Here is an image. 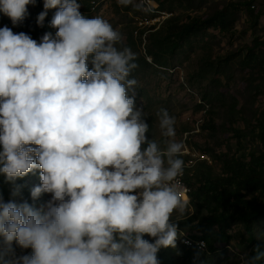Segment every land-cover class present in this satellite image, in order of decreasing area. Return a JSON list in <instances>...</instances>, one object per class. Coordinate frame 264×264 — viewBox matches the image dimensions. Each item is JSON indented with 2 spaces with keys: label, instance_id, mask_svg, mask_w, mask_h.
Listing matches in <instances>:
<instances>
[{
  "label": "clouds",
  "instance_id": "clouds-1",
  "mask_svg": "<svg viewBox=\"0 0 264 264\" xmlns=\"http://www.w3.org/2000/svg\"><path fill=\"white\" fill-rule=\"evenodd\" d=\"M35 3L0 0V13L18 25ZM80 8L78 0H44L37 23L56 9V32L40 42L0 28V175L15 185L13 199L0 196V264H160L161 249L191 243L173 219L188 209L175 118L162 109L161 139L149 135L130 78L137 53L109 21ZM36 169L32 199L50 194L38 208L15 199V182ZM197 247L195 259L206 241ZM262 260L258 244L240 257Z\"/></svg>",
  "mask_w": 264,
  "mask_h": 264
},
{
  "label": "rangeland",
  "instance_id": "rangeland-1",
  "mask_svg": "<svg viewBox=\"0 0 264 264\" xmlns=\"http://www.w3.org/2000/svg\"><path fill=\"white\" fill-rule=\"evenodd\" d=\"M86 1L78 0L80 9L87 11L84 15L109 21L122 33L124 45L138 55V68L130 78L137 81L135 103L142 106L148 119L149 135L157 141L161 139L157 114L162 109L175 118L176 139L184 143L182 158L185 169L192 171L190 182L194 193L200 191L208 178H223L234 155L252 166L264 168V145L260 140L264 73L253 58L264 53V47L257 45L264 40V0H161V9L155 0H133L126 7L118 0H89V10L85 9ZM27 10L28 14L18 25L0 13V28L7 26L14 33L24 32L37 42L43 28L55 35L56 29L50 24L56 9L47 10L42 26L37 18L45 11L44 0H36ZM218 15H224L230 30L204 28L174 48L175 39L167 34L170 22L182 25ZM155 19L160 21L153 31L143 34L142 40L141 29L152 27L146 22ZM144 56L149 61L147 64L142 60ZM238 132H242V138ZM187 155L192 158L186 162ZM39 172L34 170L24 176V184H16L21 191L15 198L17 202L27 201L38 208L50 199V194H43L37 200L31 197L32 189L40 184ZM14 186H9L6 192L10 197L0 192L5 202L13 199ZM249 199L262 201L258 188L247 187L240 195V206L247 207ZM197 202V197L195 201L191 199L185 216H173L186 233L184 239L191 242L189 246L203 241L193 243L191 236L214 240L225 231L230 239L217 241L214 248H208L207 243L205 254L199 259H195L197 250L169 248L166 259L169 264H241V255L250 253L255 245L264 252V214L252 219L248 233L239 211L229 220L207 224L205 218H211L216 211L197 207Z\"/></svg>",
  "mask_w": 264,
  "mask_h": 264
},
{
  "label": "trees",
  "instance_id": "trees-1",
  "mask_svg": "<svg viewBox=\"0 0 264 264\" xmlns=\"http://www.w3.org/2000/svg\"><path fill=\"white\" fill-rule=\"evenodd\" d=\"M152 1V0H151ZM159 4V8L161 9V0H155ZM89 0L85 2L86 10H89ZM251 17L254 18L253 13L251 12V6L249 7ZM254 11V10H253ZM148 16V15H146ZM172 18V17H171ZM171 18L168 19L171 20ZM155 26L141 29L140 31V38L143 40V34L148 31H153L155 29ZM221 28L222 31H228L231 29L229 25H227L224 22V15H218L216 17H213L211 19H193L188 23L180 25L179 23L170 22L169 27L167 30L168 37L173 36L174 41V48L179 46L183 41H185L189 36H191L194 32L200 31L204 28ZM138 28V25H137ZM136 28V29H137ZM49 32L46 28H43L40 32V40L42 36ZM150 36V35H149ZM140 39V40H141ZM149 40V38H148ZM257 45H260L264 47V40L258 41ZM161 48V45L159 47ZM150 55V54H149ZM253 58L257 61L258 64H260L261 69L264 73V53L261 55H254ZM143 62L147 64L149 61L147 60L146 56L143 57ZM242 132H238L239 136L242 138ZM261 142L264 145V119L261 126ZM187 160H190L192 158L191 155H187ZM188 171V181L190 182V179L192 177L190 176L192 174L191 169H187ZM25 183V178L18 179L15 184ZM191 184V182H190ZM13 184H10L4 180V177L1 175L0 179V192L1 194H6V192L9 190V186ZM192 185V184H191ZM254 187L258 188L259 192L262 196V201L256 203V201H253L252 199H249L246 203H248V206L245 207L243 205L240 206V195L243 194V191L247 189V187ZM7 196L10 197V195L7 193ZM197 200L198 202L197 207H210L211 209H214L216 213L211 218H205L207 224H214L219 223L225 220L231 219V217H234V213L239 211L242 214V218L244 219L245 223V229L248 231V233L251 230V223L252 219L259 216L260 214H264V168L261 167H255L252 166L251 163H247L242 159V157H238L234 155L232 159L228 163V172L223 178H217V179H207V183L200 187V191L194 193L192 192V199L193 201ZM191 239L194 242L199 240H205L206 243H208V248H214V244L217 241L225 242L230 239V235L226 233L225 231H222L220 235L216 239H210L207 240L205 238H194L191 236ZM181 243V244H180ZM179 246L177 248H188V249H194L198 250L197 245L194 243L192 246H187L186 244H183L180 242ZM196 245V246H195ZM195 246V247H193ZM169 248L167 249H161L158 253V259L160 261V264H169L167 262V253ZM26 252L30 253L31 249L26 250Z\"/></svg>",
  "mask_w": 264,
  "mask_h": 264
},
{
  "label": "bare ground",
  "instance_id": "bare-ground-1",
  "mask_svg": "<svg viewBox=\"0 0 264 264\" xmlns=\"http://www.w3.org/2000/svg\"><path fill=\"white\" fill-rule=\"evenodd\" d=\"M158 21H160V19H155V20H153V22L152 23H150V22H146V24L147 25H150V26H153V25H156V22H158ZM147 29V28H146ZM150 29V28H149ZM192 175L193 174H191L190 176L192 177ZM193 178V177H192ZM182 181H185V185H191L190 184V182L188 181V171L185 169L184 170V174H183V176L182 177H180L179 178V182H182ZM193 185V184H192ZM182 190V196H183V198L184 199H187V201H188V204L191 202V199H192V195L191 194H189V193H187V192H185L183 189H181ZM191 239V238H190ZM192 240V239H191ZM189 241V240H188ZM203 241H205V240H203ZM178 244V243H177ZM181 244V243H180ZM179 244V245H180ZM197 245H198V242L196 243ZM178 245V246H179ZM190 244H187V246H189ZM196 246V245H195ZM195 246H193V247H195Z\"/></svg>",
  "mask_w": 264,
  "mask_h": 264
},
{
  "label": "built area",
  "instance_id": "built-area-1",
  "mask_svg": "<svg viewBox=\"0 0 264 264\" xmlns=\"http://www.w3.org/2000/svg\"><path fill=\"white\" fill-rule=\"evenodd\" d=\"M82 14H85L87 11L80 9ZM181 189H183L185 192L192 195L193 192V186L192 185H185V181L179 182Z\"/></svg>",
  "mask_w": 264,
  "mask_h": 264
}]
</instances>
